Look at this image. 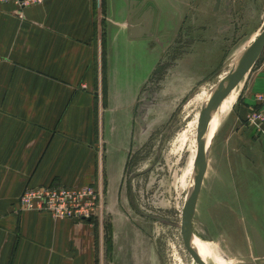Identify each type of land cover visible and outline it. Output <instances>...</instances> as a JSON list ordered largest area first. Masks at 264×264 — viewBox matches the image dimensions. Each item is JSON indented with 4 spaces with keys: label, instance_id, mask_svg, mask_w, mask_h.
<instances>
[{
    "label": "crops",
    "instance_id": "0c3cea01",
    "mask_svg": "<svg viewBox=\"0 0 264 264\" xmlns=\"http://www.w3.org/2000/svg\"><path fill=\"white\" fill-rule=\"evenodd\" d=\"M130 1L0 4V264H161L150 217L133 220L121 201L127 157L141 134L135 120L151 125L158 115L150 85L158 39L129 31ZM232 89L231 111L215 133L243 140L231 150L252 172L239 191L247 205L241 216L264 218V141L244 121L264 94V45ZM226 124L232 129L222 134ZM83 185L99 191L107 215L104 263L98 227L15 207L25 187Z\"/></svg>",
    "mask_w": 264,
    "mask_h": 264
},
{
    "label": "rangeland",
    "instance_id": "374dc122",
    "mask_svg": "<svg viewBox=\"0 0 264 264\" xmlns=\"http://www.w3.org/2000/svg\"><path fill=\"white\" fill-rule=\"evenodd\" d=\"M128 8H135L127 17L128 29L135 38L158 39L159 62L150 84L152 104L154 94L157 96L158 115L151 125L135 120L141 134L138 132L127 157L122 206L133 220L150 217L161 264H201L179 234L180 211L198 150L201 104L209 89L264 28V0H134ZM233 89L216 105L215 130L231 111L233 104L228 97ZM221 129L223 134L232 127L226 124ZM212 139L191 229L198 238L218 247L230 264H264V218L241 216L247 205L239 201V191L253 182L252 172L231 150L243 140L227 139L220 132ZM255 205L260 207L261 203ZM229 206L232 211L223 210ZM113 219L117 225L118 217ZM90 223L94 230L99 228L104 263L105 210L102 208Z\"/></svg>",
    "mask_w": 264,
    "mask_h": 264
},
{
    "label": "built area",
    "instance_id": "2783aa9c",
    "mask_svg": "<svg viewBox=\"0 0 264 264\" xmlns=\"http://www.w3.org/2000/svg\"><path fill=\"white\" fill-rule=\"evenodd\" d=\"M43 1L0 0V4L13 3L17 8H24ZM254 101L256 107L248 111L244 121L252 134L264 141V94L255 95ZM15 207L19 211L46 213L52 219L90 223L101 210V194L91 185L25 187L16 199Z\"/></svg>",
    "mask_w": 264,
    "mask_h": 264
},
{
    "label": "water",
    "instance_id": "95a60500",
    "mask_svg": "<svg viewBox=\"0 0 264 264\" xmlns=\"http://www.w3.org/2000/svg\"><path fill=\"white\" fill-rule=\"evenodd\" d=\"M264 45V28L250 43L246 51L243 53L235 67H232L215 85H213L206 93L200 109L198 119L199 137H198V150L194 158L193 177L189 184L187 193L185 195L181 211H180V238L186 249L195 255L201 264H207L201 259L197 250L192 245V229L191 217L195 207V202L198 192V183L201 180L205 169L208 149L205 145L207 122L209 114L214 105L225 95V93L236 83L241 77L250 70L252 65L258 58L261 49Z\"/></svg>",
    "mask_w": 264,
    "mask_h": 264
},
{
    "label": "bare ground",
    "instance_id": "6f19581e",
    "mask_svg": "<svg viewBox=\"0 0 264 264\" xmlns=\"http://www.w3.org/2000/svg\"><path fill=\"white\" fill-rule=\"evenodd\" d=\"M250 45V44H249ZM248 45V46H249ZM248 46L241 52V54L239 55V57L234 61L233 67H235L238 64L239 59L241 58V56L243 55V53L246 51V49L248 48ZM247 73V72H246ZM245 73V74H246ZM244 74V75H245ZM243 75V76H244ZM242 76V77H243ZM241 77V78H242ZM240 81V80H239ZM237 83V82H236ZM235 83V84H236ZM234 84V85H235ZM233 85V86H234ZM232 86V87H233ZM231 87V88H232ZM230 88V89H231ZM229 89V90H230ZM228 90V91H229ZM227 91V92H228ZM226 92V93H227ZM225 93V95H226ZM224 96V95H223ZM221 99V98H220ZM220 101V100H219ZM218 101V102H219ZM217 102V103H218ZM217 103L214 105V107L212 108L210 114H209V118H208V122H207V131H206V139H205V145L207 147H209L210 150V145L212 143V137L215 134V128L217 126V122H216V117H215V110L218 108L216 107ZM209 152V151H208ZM208 156V154H207ZM207 160V159H206ZM193 172V170H192ZM193 174V173H192ZM192 178V175H191ZM198 191H199V183H198ZM197 196H198V192H197ZM197 200V199H196ZM196 203V202H195ZM191 224H192V218H191ZM180 227V225H179ZM192 245L193 247L197 250V253L199 254V256L201 257L202 260L206 261L207 264H230L226 258L221 254V252L214 247V245H212L211 243L205 242L203 240H200L199 238L196 237V235L193 232L192 229Z\"/></svg>",
    "mask_w": 264,
    "mask_h": 264
},
{
    "label": "trees",
    "instance_id": "16d2710c",
    "mask_svg": "<svg viewBox=\"0 0 264 264\" xmlns=\"http://www.w3.org/2000/svg\"><path fill=\"white\" fill-rule=\"evenodd\" d=\"M107 237L105 238V247L107 251V257H108V249H109V225L107 224Z\"/></svg>",
    "mask_w": 264,
    "mask_h": 264
}]
</instances>
